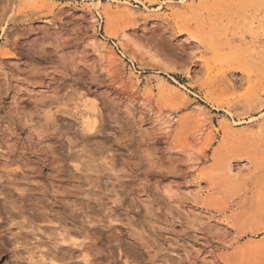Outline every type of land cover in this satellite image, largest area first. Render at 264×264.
I'll return each mask as SVG.
<instances>
[{"label":"rangeland","instance_id":"1","mask_svg":"<svg viewBox=\"0 0 264 264\" xmlns=\"http://www.w3.org/2000/svg\"><path fill=\"white\" fill-rule=\"evenodd\" d=\"M139 1L0 0V264H264V0Z\"/></svg>","mask_w":264,"mask_h":264},{"label":"bare ground","instance_id":"2","mask_svg":"<svg viewBox=\"0 0 264 264\" xmlns=\"http://www.w3.org/2000/svg\"><path fill=\"white\" fill-rule=\"evenodd\" d=\"M138 3H140L141 5L143 4L142 2H140L139 0H137ZM99 4H101V0H97L96 5L98 6ZM82 123H85L87 125H92L95 123L96 121V112L93 110L91 112H86L85 114L82 115ZM230 168V167H229ZM37 254V253H36ZM41 256V255H40ZM33 259V258H32ZM38 259V258H37ZM39 261V260H38ZM44 261V260H43ZM40 262V261H39ZM42 262H40L41 264ZM38 264V262H37Z\"/></svg>","mask_w":264,"mask_h":264}]
</instances>
